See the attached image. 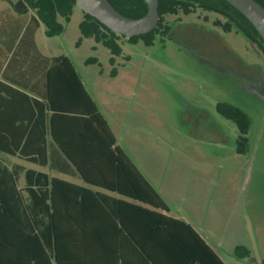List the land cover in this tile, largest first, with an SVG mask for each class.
<instances>
[{
  "label": "trees",
  "instance_id": "16d2710c",
  "mask_svg": "<svg viewBox=\"0 0 264 264\" xmlns=\"http://www.w3.org/2000/svg\"><path fill=\"white\" fill-rule=\"evenodd\" d=\"M5 1L20 15L35 12L48 37L63 32L58 18L68 22L77 5L75 0ZM109 1L130 18L149 13L145 0ZM256 1L264 7V0ZM196 9L220 15L226 20L224 32L241 33L264 53L258 31L226 0H159L158 27L131 38L84 12L80 30L118 56L121 37L153 46L158 35L173 33L165 16L189 15ZM28 28L15 55L30 34ZM20 32L21 27L14 42ZM44 71L45 91H33L37 98L16 91L11 115L0 118V152L82 185L0 159V264H224L190 224L164 214L168 206L117 145L73 63L56 57ZM217 111L236 124L237 152L246 154L247 115L225 103ZM235 253L253 264L246 248L237 247Z\"/></svg>",
  "mask_w": 264,
  "mask_h": 264
},
{
  "label": "rangeland",
  "instance_id": "374dc122",
  "mask_svg": "<svg viewBox=\"0 0 264 264\" xmlns=\"http://www.w3.org/2000/svg\"><path fill=\"white\" fill-rule=\"evenodd\" d=\"M8 6L0 0V9ZM82 20L76 5L68 22L58 18L60 35L40 34V48L73 63L117 145L173 215L189 220L225 264H252L237 247L264 264V53L202 9L165 16L173 33L153 46L121 37L118 56L83 36ZM219 103L250 120L246 154L237 152L238 128L218 113Z\"/></svg>",
  "mask_w": 264,
  "mask_h": 264
},
{
  "label": "crops",
  "instance_id": "0c3cea01",
  "mask_svg": "<svg viewBox=\"0 0 264 264\" xmlns=\"http://www.w3.org/2000/svg\"><path fill=\"white\" fill-rule=\"evenodd\" d=\"M2 1H5V0H2ZM19 1L21 0H11L13 4H17ZM8 3H9L8 7L0 9L1 17L4 19H7V20L0 19V21L2 22L4 26V27H0V118L3 116L7 117L11 115L12 113L11 110L13 109L12 107L13 105L11 103L12 99H14V97L16 98L18 97L16 95L17 94L16 91L23 92L33 98L35 97L37 98V96L33 94V91H41L42 93L45 91L47 81H46V75H45L46 71H44V69L48 71L49 66H50V60L53 58H56V57L49 56L40 48V45L38 43L39 36H41L40 34H43L45 36L47 35H46V27L42 22L39 21L36 13L33 11H29L28 13L24 15H20L15 11L11 3L10 2ZM34 23H36V28L34 27ZM20 27H21L20 36L19 37L17 36L18 38L14 42V36L16 37L17 29ZM27 28L30 30V34L24 38L23 45L22 46L20 45V54L16 53L15 55L14 54L15 51L19 50L18 46L20 43V39L24 35V32L27 30ZM11 32L13 33V35L9 37L8 34ZM58 57H61V56H58ZM0 154L6 155L3 152H0ZM12 158H16V157H12ZM33 166H36V165H33ZM36 167H39V166H36ZM27 168L35 169L37 171H42V170H38L33 167H27ZM42 172H45V171H42ZM62 176H65V175H62ZM65 177L70 178L68 176H65ZM62 179L82 185L81 181L78 182V181H74V180L66 179V178H62ZM164 214H166L167 216L173 217L175 219L183 220L186 223L190 224L189 220H187L183 216L173 215L172 212H170V209L168 212H164ZM191 227L195 230V228L192 225ZM198 234L199 236L203 238V236L200 233ZM205 242L207 243L206 240ZM209 247L217 254V252L210 245ZM141 264H147V263L142 262Z\"/></svg>",
  "mask_w": 264,
  "mask_h": 264
},
{
  "label": "water",
  "instance_id": "95a60500",
  "mask_svg": "<svg viewBox=\"0 0 264 264\" xmlns=\"http://www.w3.org/2000/svg\"><path fill=\"white\" fill-rule=\"evenodd\" d=\"M82 11L119 36L131 38L145 35L158 27L159 0H145L149 13L140 19L120 13L109 0H75ZM237 8L255 27L264 41V7L256 0H226Z\"/></svg>",
  "mask_w": 264,
  "mask_h": 264
}]
</instances>
